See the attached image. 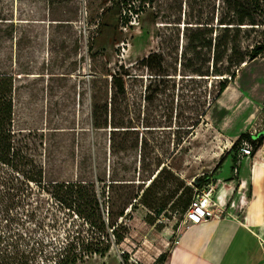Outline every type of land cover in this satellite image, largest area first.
I'll list each match as a JSON object with an SVG mask.
<instances>
[{
    "label": "rangeland",
    "instance_id": "obj_1",
    "mask_svg": "<svg viewBox=\"0 0 264 264\" xmlns=\"http://www.w3.org/2000/svg\"><path fill=\"white\" fill-rule=\"evenodd\" d=\"M185 1L163 0V13L171 14L175 2L185 9ZM108 6V0H0V150L5 161L19 166L30 162L37 173L38 163L43 164L45 175L38 177L51 193L95 180L97 164L104 170L111 199L117 192L142 196L145 183L155 179L162 167L182 180L177 182L169 172L157 176L156 209L164 206L162 214L140 205L123 243L113 241L105 257L94 255L80 264H167L189 224L177 207L185 186L193 194L213 186L225 218L252 227L263 224L264 218L253 210L258 197L252 180L255 156L235 174L233 148L246 133L257 138L264 133V94L248 99L242 91L247 71L264 68V59L243 67L224 99L208 105L206 114L189 126L212 84L177 80L148 102L149 82L135 70L134 77L126 79V93L120 94L113 75L157 52L160 36L171 31L162 23L167 20L157 19L148 9L127 27L110 17L109 26L99 34ZM232 103L236 108L248 103L254 110L233 124L227 115H220ZM60 119L67 131L62 135L40 128ZM94 161L97 164L91 167ZM196 179L210 182L198 188ZM20 182L11 166L0 163L2 247L13 241H40L52 252L66 241L65 212L37 188L29 205L8 208V200L17 193L13 188L23 187ZM11 234L24 239H9ZM163 254L165 262L160 260Z\"/></svg>",
    "mask_w": 264,
    "mask_h": 264
},
{
    "label": "trees",
    "instance_id": "obj_2",
    "mask_svg": "<svg viewBox=\"0 0 264 264\" xmlns=\"http://www.w3.org/2000/svg\"><path fill=\"white\" fill-rule=\"evenodd\" d=\"M108 4L101 17L99 34L109 26L110 17H116L121 26L127 27L148 9L154 11L157 19L167 20L162 23H165L166 30L171 31L168 36H160L157 52L150 53L131 68L122 66L121 71L113 75L114 85L120 94L126 93V79L133 78L135 70L149 82L146 89L148 102H153L177 80L209 81L212 84L210 92L203 94V104L195 109L196 116L189 119V126L196 125V121L206 114L205 108L224 95L245 64L264 59V0H186L185 9L182 4L177 7L175 2L171 14L163 13V0H108ZM243 139L251 143L254 157L263 144L264 133L260 138L244 134L233 150L237 152ZM2 140L3 134L0 133V146ZM236 162L235 153L234 166ZM0 163L11 166L13 174L25 186L13 188L17 193L8 200V208L29 205L33 189L37 188L55 199L59 211L65 212L68 226L66 241L52 252L40 241H13L3 247L0 241V264H80L94 255L105 257L113 241L115 244L125 241L130 231L128 224L140 205L156 211L157 215L162 214L164 206L156 209L160 200L157 176L169 172L177 182L182 181L167 167H162L155 179L145 183L147 187L143 189L142 196L117 192L116 199H111L107 196L104 170L95 161L91 163V167L97 164L93 166L95 180L85 181L75 190L60 193H51L43 187L32 163L12 165L5 161L1 150ZM209 182L210 179L198 180V188L209 185ZM193 192L191 187L185 186V194L177 204L182 213L189 210L195 196ZM14 236L17 240L24 239L18 234L7 237L12 239ZM28 238L35 239L33 236ZM166 257L163 254L160 260L165 262Z\"/></svg>",
    "mask_w": 264,
    "mask_h": 264
},
{
    "label": "crops",
    "instance_id": "obj_3",
    "mask_svg": "<svg viewBox=\"0 0 264 264\" xmlns=\"http://www.w3.org/2000/svg\"><path fill=\"white\" fill-rule=\"evenodd\" d=\"M167 264H264V238L235 218L188 224Z\"/></svg>",
    "mask_w": 264,
    "mask_h": 264
},
{
    "label": "bare ground",
    "instance_id": "obj_4",
    "mask_svg": "<svg viewBox=\"0 0 264 264\" xmlns=\"http://www.w3.org/2000/svg\"><path fill=\"white\" fill-rule=\"evenodd\" d=\"M248 64H245L247 66ZM228 90V89H227ZM226 90V92H227ZM242 91H244V95L249 99V97H257L259 95L264 94V68L263 67H257V68H251L247 71L243 85H242ZM218 100V102H221L225 94ZM253 106H250L248 103H244L239 107H235L234 103L231 105L226 106L220 111V115H227L229 119L232 120V123H238L242 117L248 116L253 112ZM40 128L43 131H46L50 134L54 135H62L66 133V128L63 125L62 119H60L59 122H52V124L44 125L40 124ZM42 153L45 152V149H42ZM38 176L44 177L45 170L44 165L41 163H38ZM252 180L253 184L256 186L258 191V197L254 201L253 204V210L258 213V215H261L260 218H264V140L262 146L258 149L256 152V155L254 159L252 160ZM84 183H79L75 189L82 186ZM46 187L50 190H54L55 188L52 186L46 185ZM242 188H245V183H243ZM251 229L255 230L259 233L261 237L264 238V234L261 228H255L252 226H249Z\"/></svg>",
    "mask_w": 264,
    "mask_h": 264
},
{
    "label": "built area",
    "instance_id": "obj_5",
    "mask_svg": "<svg viewBox=\"0 0 264 264\" xmlns=\"http://www.w3.org/2000/svg\"><path fill=\"white\" fill-rule=\"evenodd\" d=\"M252 152L251 143L247 139H243L236 152L237 162L233 168L235 174L239 173L244 161L252 157ZM220 200V195L216 197L213 186L209 185V187L197 191L189 210L185 213V222L191 225H199L210 219H226L225 209L221 206Z\"/></svg>",
    "mask_w": 264,
    "mask_h": 264
}]
</instances>
